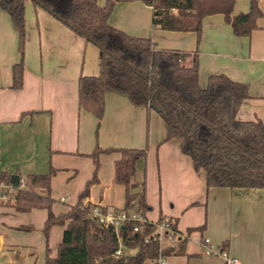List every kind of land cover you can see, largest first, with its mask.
I'll list each match as a JSON object with an SVG mask.
<instances>
[{
  "label": "crops",
  "instance_id": "0c3cea01",
  "mask_svg": "<svg viewBox=\"0 0 264 264\" xmlns=\"http://www.w3.org/2000/svg\"><path fill=\"white\" fill-rule=\"evenodd\" d=\"M259 5L264 13V0ZM249 8V0H237L233 13ZM25 16L23 86L14 89L19 37L9 15L0 9V173L18 174L21 181L31 173H49L56 215L77 204L123 209L125 185L115 179L120 149L146 148L148 219L177 220L182 236L188 228L204 225L188 236L185 254L167 256L163 264H224V253L240 264H264V188L207 189L205 173L194 170L179 142L165 140L166 125L158 113L118 93L105 95L98 126L91 112L79 108L78 81L83 75L99 74V49L31 0H26ZM152 16L153 8L140 0L119 2L109 23L150 37L157 49L196 53L202 87L216 74L247 83L249 97L238 118L264 124V15L249 36L235 35L223 14L207 16L199 42L194 31L154 27ZM97 146L101 151L94 155ZM142 167L140 162L138 182ZM3 193L0 190V264H45L47 247L56 256L65 226L54 225L46 243L47 210L18 211L14 198ZM205 237L211 240L213 254L202 252Z\"/></svg>",
  "mask_w": 264,
  "mask_h": 264
},
{
  "label": "trees",
  "instance_id": "16d2710c",
  "mask_svg": "<svg viewBox=\"0 0 264 264\" xmlns=\"http://www.w3.org/2000/svg\"><path fill=\"white\" fill-rule=\"evenodd\" d=\"M131 1L136 0H106L103 5L99 0H31L35 7L45 10L100 51L99 74L79 78L80 110L91 112L99 126L104 116L105 95H123L135 106L158 113L166 125L165 140H177L194 170L204 171L207 189L264 188V124L260 119L238 118L243 101L249 97V85L226 74H216L202 87L196 53L157 49L150 37L132 35L112 26L109 19L116 4ZM140 1L153 8L154 27L194 31L198 42L207 16L223 14L235 35L249 36L257 28L258 18L264 15L260 0H249V10L239 14L233 13L237 0ZM25 6L26 0H0V9L9 15L19 37L20 60L12 68L14 89L23 86ZM99 151L97 146L92 154ZM120 152L115 179L125 185L124 209L147 211L151 208L146 201L147 149L122 148ZM140 162L142 180L138 182L135 176ZM10 179L7 171L0 173V184L12 185ZM15 188L16 210H47L43 228L46 243L54 225L65 226L56 256H51L47 247L45 264H159L161 255L185 254L188 236L204 228V225L188 228L187 235L178 236L175 243H161L156 239L157 224L167 219L164 216L155 223L127 220L116 230L92 219L90 210L80 204L70 205L66 212L56 215L55 199L49 193V173L28 174ZM168 219L178 231L177 220ZM121 243L126 253L116 256Z\"/></svg>",
  "mask_w": 264,
  "mask_h": 264
},
{
  "label": "built area",
  "instance_id": "2783aa9c",
  "mask_svg": "<svg viewBox=\"0 0 264 264\" xmlns=\"http://www.w3.org/2000/svg\"><path fill=\"white\" fill-rule=\"evenodd\" d=\"M90 210L91 218L96 220L99 224L103 226H114L116 230L122 225L124 221L134 220L139 222L140 224L145 223H155L148 219L147 211H126L123 209H107L100 206H95ZM158 231L156 235V239H158L161 243H175L178 236L181 234L176 231L174 227H172L169 219H165L162 223L157 224ZM135 231L138 230V226L134 228ZM182 236V235H181ZM202 252L203 254L209 255L214 253V249L212 247L211 240L205 237L202 240ZM126 253V249L124 245L121 243L120 247L115 252L116 256H121ZM167 256H160L159 264H163L166 261ZM224 263L226 264H240L239 261L235 258H229L224 253Z\"/></svg>",
  "mask_w": 264,
  "mask_h": 264
},
{
  "label": "rangeland",
  "instance_id": "374dc122",
  "mask_svg": "<svg viewBox=\"0 0 264 264\" xmlns=\"http://www.w3.org/2000/svg\"><path fill=\"white\" fill-rule=\"evenodd\" d=\"M204 172V171H203ZM137 174L138 175H136L135 176V180L139 177V175L141 176V170H140V174H139V171H137ZM141 179H142V177H141ZM3 184V186L1 187V191H3L4 193H9L8 195H9V200H11V199H13L14 198V193H16L17 192V189H15L14 188V191L13 190H11V186H9V185H7L6 183H2ZM4 184H6V185H4ZM14 186V185H13ZM15 187V186H14ZM156 187H157V185H156ZM13 191V192H12Z\"/></svg>",
  "mask_w": 264,
  "mask_h": 264
},
{
  "label": "water",
  "instance_id": "95a60500",
  "mask_svg": "<svg viewBox=\"0 0 264 264\" xmlns=\"http://www.w3.org/2000/svg\"><path fill=\"white\" fill-rule=\"evenodd\" d=\"M20 181H21L20 175H18V174H12L11 175L10 182L12 185L17 186V185H19Z\"/></svg>",
  "mask_w": 264,
  "mask_h": 264
}]
</instances>
